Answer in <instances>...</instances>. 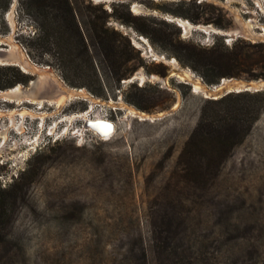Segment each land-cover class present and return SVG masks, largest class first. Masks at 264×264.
<instances>
[{
    "label": "rangeland",
    "instance_id": "1",
    "mask_svg": "<svg viewBox=\"0 0 264 264\" xmlns=\"http://www.w3.org/2000/svg\"><path fill=\"white\" fill-rule=\"evenodd\" d=\"M70 1L82 10L89 2L110 11L111 2L105 7L95 0ZM24 2L0 0V39L10 36L32 62L47 65L63 84L85 89L93 101L72 100L57 112L48 105L0 101L5 112L17 108L46 115L41 126L36 124L39 115L28 118L23 133L0 129L8 134L0 157L13 154L0 164V264H178L173 247L189 264H264V108L222 160L193 173L179 153L201 109L220 105L206 103L210 98L190 83L166 76L169 59H174L206 84L205 79L218 81L221 72L232 74L222 77L264 79V38L227 33L236 27L233 8L242 21L255 22V32L264 33V0L112 1L118 16H125L123 2L132 16L172 40L150 38L131 23L108 18L109 35L133 48L119 69L126 75L118 81L99 64L93 48V67L78 55L77 69H63L54 55L58 27H51L48 49H42L34 39L40 33L37 23ZM134 2L141 10L131 8ZM176 19L187 20L191 28L185 31ZM188 45L232 52L239 62L210 69L187 58ZM7 66L23 78L14 85L27 86L32 77L16 66H0V77L12 78V72L1 69ZM236 102L255 105L257 99L232 96L223 105ZM126 106L149 117L138 118ZM86 110L107 115L114 123L112 136L103 140L85 132L83 143L75 140L73 132L83 120L72 114ZM2 121L5 116L0 126ZM53 124L54 132L62 129V137L33 152L25 147L23 138H41ZM9 142L18 146L7 149ZM25 151L28 157L22 161L18 155Z\"/></svg>",
    "mask_w": 264,
    "mask_h": 264
},
{
    "label": "trees",
    "instance_id": "2",
    "mask_svg": "<svg viewBox=\"0 0 264 264\" xmlns=\"http://www.w3.org/2000/svg\"><path fill=\"white\" fill-rule=\"evenodd\" d=\"M116 4L110 3L109 12L102 5H91L89 2L82 10L75 7L70 0H25L23 7L37 23L40 33L34 39L42 49H48L47 42L51 35V27L54 25L58 27L54 30L58 33L55 40L54 55L63 69L66 71L77 69L79 65L74 62V58L78 55L93 67L94 60L90 53V48H93L99 64L118 81L126 75L119 73V69L129 60L128 50H133V48L129 41H126V44L122 46L117 37L109 35L106 25L108 18H119L125 23H131L136 31L148 35L150 38L155 37L167 43H172V40L169 34L149 26L141 21L143 19L140 17L132 16L127 11V4L123 2L119 5L126 7L125 16H118ZM82 24L85 25V28ZM184 49L189 60L202 66H208L210 69H217L226 63L236 64L239 62L237 55L232 52L223 53L214 48L205 51L193 45L185 46ZM1 69L12 72V78L5 75L0 77V88L13 87L14 84L23 80L19 72L10 66ZM161 73L163 74V72ZM22 74L27 75L23 72ZM220 75L222 77L232 74L221 72ZM205 80L208 84L218 82ZM243 95L256 98V104L236 102L223 105L232 96ZM206 103L220 106L214 109L206 107L201 109L197 123L178 156L179 160H182L187 166L186 170L193 173L210 170L213 161L222 160L231 148L243 139L251 124L264 108V90L249 93H229L217 99H208ZM177 249L179 248L173 247V253L176 255L178 264H189V262L181 261L185 257H180ZM181 255H183L182 252Z\"/></svg>",
    "mask_w": 264,
    "mask_h": 264
},
{
    "label": "bare ground",
    "instance_id": "3",
    "mask_svg": "<svg viewBox=\"0 0 264 264\" xmlns=\"http://www.w3.org/2000/svg\"><path fill=\"white\" fill-rule=\"evenodd\" d=\"M99 2H105L106 4L109 3V0H95ZM231 0H226L227 3H229ZM227 6V5H226ZM231 7V6H229ZM131 8L134 11H139L141 10V6L138 5V3H132ZM107 9L109 7L107 6ZM231 12L235 16L234 19L236 21V27L233 29H230L227 31L229 35H239L241 34L244 37L250 38V39H260L264 38V33H258L255 32L254 26L255 22L253 20H246L242 21L239 16V11L235 8L231 9ZM7 18L8 20L11 19V12L9 11L7 13ZM178 26H181L185 31L189 28H191L192 24H190L187 20H181V19H176ZM200 26V25H199ZM205 31H209L211 27H201ZM6 41L8 43V52L10 53L11 56L14 57H22L17 45H14L10 41V36H7L5 38L0 39V42ZM5 43V42H4ZM171 70H169V75H175L181 80H184L188 83L191 84V87L194 89L195 92H199L200 89H203L204 85L203 83L199 80L198 77L194 76L188 69H182L180 68L176 61L174 59H169ZM12 66H17L23 73L25 74H35V80L30 86H26L22 88V86L16 85L14 87L8 88L6 90H0V101L5 102V103H11L15 104L16 106L22 105V104H32L36 105L38 108L42 107L44 105L48 106H53L55 109V112L60 110L65 104L69 103L72 100H82V99H90L91 101L92 98L90 95L85 91L83 88H73L69 87L61 82L59 77L55 76V73L47 66H39L38 64L32 62L30 59L27 58V60H22L19 64H12ZM41 68L48 69L49 71L46 70H41ZM227 78L223 77V85L225 87H229L234 84L233 79L226 80ZM33 89V90H32ZM214 90H217L214 88ZM120 106H125L123 103L120 104ZM126 109L128 112L135 114L138 118H144L147 117L148 115L143 112V111H137L133 109L131 106H126ZM89 110L79 113V114H72L73 116L71 118L77 117L83 120V127H87L88 130H91L99 139L106 140L114 131V123L111 121L109 118H104L101 116H92L89 115L87 116ZM17 113V116L21 117V120L17 122V117L14 118L13 121V115ZM6 115L10 121V124L14 127V129L18 133H23V127H24V121H23V116H29V117H37L39 115V125L41 126V123L43 122L42 119L46 116L45 114H37L34 111L27 110V109H21L17 110H7L6 112H1L0 110V115ZM131 114V115H132ZM151 115V114H150ZM155 115V114H153ZM149 117V116H148ZM71 118H65L67 120H70ZM53 126L48 128V132L52 133L54 131ZM65 131V130H64ZM82 132V129L79 128L75 131V133L80 135ZM0 147L2 146L3 142H5L7 134L6 130H0ZM38 137L33 136V138H29L28 140L23 138V142H26V146L30 149L31 152H33V148L38 145ZM37 144V145H35ZM8 147H12L13 149L15 147V143H10ZM19 153V152H18ZM28 155L27 151L20 153L18 157H21L20 160L23 161ZM17 157V158H18ZM20 162V161H19Z\"/></svg>",
    "mask_w": 264,
    "mask_h": 264
},
{
    "label": "water",
    "instance_id": "4",
    "mask_svg": "<svg viewBox=\"0 0 264 264\" xmlns=\"http://www.w3.org/2000/svg\"><path fill=\"white\" fill-rule=\"evenodd\" d=\"M112 1H115V0H109V2H112ZM120 1L124 2L125 0H120ZM179 27H181V26H179ZM4 42H6V41L0 42V66H5V65H11L12 66V64H19L21 62V59L24 61L27 60V58L29 59L28 55L26 53H24V51L21 47H18V49H19L21 56H23V58L20 56H19V58L11 56L10 53L8 52V43H4ZM14 45H17V44L14 42ZM38 65L41 67L45 66L43 64H38ZM41 67H40L41 70L49 71L48 69H44ZM35 75H36V73L30 74V76L32 78L29 79L27 86H30L33 83V81L35 80ZM168 75H169V70L166 71V76H168ZM222 78L223 77H220L218 82L213 83V84L203 83L204 87H203V89L199 90V93L204 98L217 99V98H220V97H222L226 94H229V93L257 92V91L264 90V79H261V78H259V79H244V78L225 77V78H227L226 80H229V79L234 80V84L229 86V87H225L223 85L224 82H223ZM17 85H19V84H17ZM14 86H16V85H14ZM21 86H22V88L26 87L24 85H21ZM214 88H216L217 90H214Z\"/></svg>",
    "mask_w": 264,
    "mask_h": 264
},
{
    "label": "built area",
    "instance_id": "5",
    "mask_svg": "<svg viewBox=\"0 0 264 264\" xmlns=\"http://www.w3.org/2000/svg\"><path fill=\"white\" fill-rule=\"evenodd\" d=\"M13 105H15V104H13ZM2 109H5V108H2ZM86 111H88V110H86ZM105 114H106V112H105ZM89 115H92V116H101V117H104V118H108L107 117V115H104V114H101L100 115V113L99 112H95L94 114L93 113H91V112H88V114H87V116H89ZM17 117V122H19L20 120H21V117H19V116H16ZM28 118L29 119H32V118H30L29 116H24L22 119H23V121H24V125H25V123L26 122H28L29 120H28ZM33 120V119H32ZM37 123V126H39V122H40V120L39 119H37V121H36ZM2 123H5V124H2L1 126H0V129H3V128H9L10 127V130L11 131H14L15 133H16V130L14 129V127L13 126H10L9 125V121L7 120V118H6V122H4V121H2ZM83 125H84V123L82 124V126H81V128H82V136L81 135H77V134H75L76 135V139L75 140H77V141H79V140H82V142L81 143H83L84 142V139H85V132H87L88 133V136L89 137H91V138H97V139H99L91 130H88L87 129V127H83ZM26 126V125H25ZM48 128H49V126H47L46 128H45V134L44 135H42L41 136V138H39L38 139V145L37 144H35V145H37V146H35L34 148H33V150L32 151H34L35 149H36V147H38L39 145H44V144H46V143H48V142H50V141H56V140H58V138L59 137H62L61 136V131H62V129H59V130H57L56 132H52V133H49L47 130H48ZM42 130V129H41ZM38 129H37V131H36V133H38ZM75 133V131L73 132V134ZM33 136H34V134H32V135H28L27 136V138H33ZM2 157H0V163L2 164ZM13 175H14V172L12 173ZM5 182H2V186H4L5 184H4Z\"/></svg>",
    "mask_w": 264,
    "mask_h": 264
},
{
    "label": "flooded vegetation",
    "instance_id": "6",
    "mask_svg": "<svg viewBox=\"0 0 264 264\" xmlns=\"http://www.w3.org/2000/svg\"><path fill=\"white\" fill-rule=\"evenodd\" d=\"M6 111H7V110H6ZM9 111H10V110H9ZM1 112L3 113V112H5V110H1ZM16 114H17V113H16ZM1 116H5V117L9 120V118H8L6 115L2 114V115H0V117H1ZM13 121H14V117H13ZM9 125L11 126L10 121H9ZM16 132H17V131H16ZM6 134H7V133H6ZM0 138H1V136H0ZM7 138H8V134H7ZM3 144H4V142H3ZM17 146H18V145H17ZM17 146L15 145L14 148H16ZM6 148H7V149H11L12 147H8V146H6ZM14 148H13V149H14ZM7 149H6V150H7ZM1 152L4 153L3 151H0V156L2 155ZM9 154H11V153H9ZM12 155H13V154H12ZM12 155H11V156H12ZM11 156H9V155H8V156H5V157H4V158H5V161H7L9 158H11ZM27 157H28V155H27ZM2 158H3V157H2ZM4 158H3V159H4ZM0 164H1V163H0Z\"/></svg>",
    "mask_w": 264,
    "mask_h": 264
},
{
    "label": "clouds",
    "instance_id": "7",
    "mask_svg": "<svg viewBox=\"0 0 264 264\" xmlns=\"http://www.w3.org/2000/svg\"><path fill=\"white\" fill-rule=\"evenodd\" d=\"M2 160V159H1ZM3 161V160H2Z\"/></svg>",
    "mask_w": 264,
    "mask_h": 264
}]
</instances>
